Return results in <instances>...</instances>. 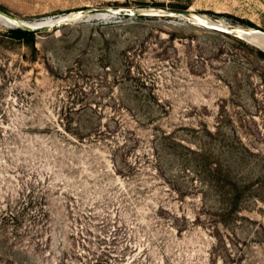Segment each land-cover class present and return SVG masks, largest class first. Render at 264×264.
<instances>
[{"label": "rangeland", "instance_id": "rangeland-1", "mask_svg": "<svg viewBox=\"0 0 264 264\" xmlns=\"http://www.w3.org/2000/svg\"><path fill=\"white\" fill-rule=\"evenodd\" d=\"M0 264H264V0H0Z\"/></svg>", "mask_w": 264, "mask_h": 264}, {"label": "trees", "instance_id": "trees-1", "mask_svg": "<svg viewBox=\"0 0 264 264\" xmlns=\"http://www.w3.org/2000/svg\"><path fill=\"white\" fill-rule=\"evenodd\" d=\"M11 36L15 39H23L25 41H29L30 39L33 38V32L31 31H28L26 29H13L11 30ZM6 216H3L2 219L3 220H6L7 219V216L9 217V219L13 222H18L19 220V217L18 216H11V215H7L5 214Z\"/></svg>", "mask_w": 264, "mask_h": 264}, {"label": "water", "instance_id": "water-1", "mask_svg": "<svg viewBox=\"0 0 264 264\" xmlns=\"http://www.w3.org/2000/svg\"><path fill=\"white\" fill-rule=\"evenodd\" d=\"M96 12H98V13H100V14H105V13H103V11H96Z\"/></svg>", "mask_w": 264, "mask_h": 264}]
</instances>
